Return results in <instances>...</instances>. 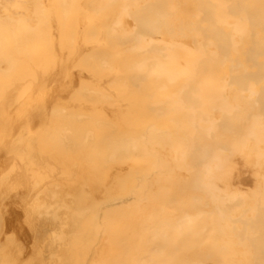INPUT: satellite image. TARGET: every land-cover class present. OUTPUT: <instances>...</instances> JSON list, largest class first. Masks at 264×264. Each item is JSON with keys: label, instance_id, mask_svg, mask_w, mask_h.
Instances as JSON below:
<instances>
[{"label": "bare ground", "instance_id": "obj_1", "mask_svg": "<svg viewBox=\"0 0 264 264\" xmlns=\"http://www.w3.org/2000/svg\"><path fill=\"white\" fill-rule=\"evenodd\" d=\"M0 264H264V0H0Z\"/></svg>", "mask_w": 264, "mask_h": 264}]
</instances>
